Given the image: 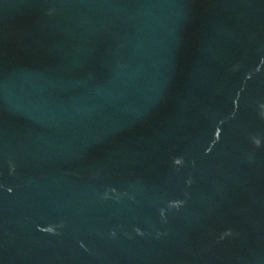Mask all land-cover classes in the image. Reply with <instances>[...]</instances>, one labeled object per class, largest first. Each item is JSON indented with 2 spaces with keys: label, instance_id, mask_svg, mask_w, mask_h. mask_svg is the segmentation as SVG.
I'll list each match as a JSON object with an SVG mask.
<instances>
[{
  "label": "water",
  "instance_id": "obj_1",
  "mask_svg": "<svg viewBox=\"0 0 264 264\" xmlns=\"http://www.w3.org/2000/svg\"><path fill=\"white\" fill-rule=\"evenodd\" d=\"M0 264H264V0H0Z\"/></svg>",
  "mask_w": 264,
  "mask_h": 264
}]
</instances>
